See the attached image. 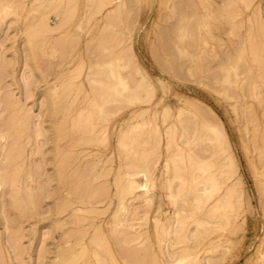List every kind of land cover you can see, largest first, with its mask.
I'll return each instance as SVG.
<instances>
[{"label":"rangeland","instance_id":"374dc122","mask_svg":"<svg viewBox=\"0 0 264 264\" xmlns=\"http://www.w3.org/2000/svg\"><path fill=\"white\" fill-rule=\"evenodd\" d=\"M114 1L115 0H0V17L2 18L6 15V17L3 18L4 20L1 26L0 46H2V42L3 45L5 43L7 44L0 48L3 50L7 49V51H5V56L8 55L6 57L4 56V59L7 62L9 60V65L12 64L10 68L12 66V69L16 71L14 72L11 69L6 73L4 70L8 75L7 79L10 80V83L6 82L9 80H5V83L9 84L8 90L11 91L10 87L18 88L16 84H13L18 74L17 80L22 78V76L28 78L29 76H27V74H30L31 69H34V72H31L32 75L34 76L36 73L39 75V81L37 84H34L35 86L37 85L35 89L37 91H35L36 94L34 99L32 97L30 100H27L28 103H26V100L24 101V104H27L26 107H32V113H34L32 115H37V113L42 114L41 111H44L43 114H45L48 110L53 113L51 105L54 107L56 102H54V99L51 100L49 95L45 97V95L42 94L41 96V93H45V88L51 90L50 87H54L55 85L59 86L58 90L63 88L61 91H57L58 93H55L56 95L54 94L55 101L60 97L58 103H61H56V107H60V111L56 110L59 109V107H55L56 111L63 113L62 111L65 112L70 109L69 104L72 103L71 109H73L74 115H72L71 112V117L67 116L70 120L81 114L83 108H87V110L84 111L86 116L87 112L90 113L93 111V113L91 112L92 114H89L92 115L90 116L91 118L88 115L90 118L89 120H92L89 124L92 133L83 130L85 129L82 128L85 121L84 118L82 119L84 120L82 122L83 124H79L81 120H79L77 124H73L77 128L75 126V128L70 127L73 122L69 119L67 120L65 116H62L64 113L61 115L58 112V116H55V114L53 116L48 112L47 114H49V117L45 114V120H43V122L46 121L45 123L47 125L42 123V126H44L43 129L48 128L47 130L51 131L50 133L46 130L45 133H49L48 135L54 139L57 137V139H59L60 134L58 131L60 132V130L63 129L62 127L65 125L64 122H66V120L69 121L68 125L66 124L64 128L68 129L69 126L71 131L74 132H71V134L65 136V138L64 135H62L63 139L61 138V143L59 142L60 145L63 146L70 141L74 144V150L78 152V154L80 152L79 160L76 157L78 160L76 162L78 164L81 163L84 158L85 160L83 162H96L97 165L100 162V165L104 163L102 164L104 166H101L102 168L106 167V169L103 170L104 173L106 172V176L105 174V177L103 174H99V178L100 176L102 177V179H99L101 182L98 179H93L91 183H85L84 178L81 179V182L85 184L80 183L82 184L80 186H86V188L87 184H92L94 181L95 184L99 182L97 185L93 183L92 186H95V188H99L98 186H100L101 183V186H103V182H106V185L103 187L100 186V193L96 194L97 192H95L97 196L101 194V196H98V199L96 198L97 196L95 197L97 200L92 197L94 193L88 196L89 200L91 198L94 203L96 202V205L87 202L86 200L88 198H86L84 203L85 205L89 204V207L85 205L82 206L86 209L93 208L95 211L101 209L100 211L102 214L96 213L97 216L96 214L88 213L92 216L90 217L86 213H80L81 216H89H85V218H87V223L84 221L82 222V224L84 223L83 225L80 223L81 226H83L82 228L86 231L88 230V234L91 237L94 231L97 230L96 227H99L100 224L105 230H110V227L107 225L111 226V221H113V219H115L114 221H123L130 218V221L127 220L126 222L132 223L131 221L137 217L132 224L136 223L138 230L139 225H144L143 228L139 230L144 233L140 236L141 239H139L138 243L133 242L127 245L124 244V247H122L121 244L122 248H120V251L122 255L119 253V246L117 245L120 237H118V239L115 234L111 233L112 236L114 235L116 236L115 238L118 239L116 242L110 232H107L109 233L107 234L108 237L106 234L104 235L105 238L103 236L104 239L107 238V243L111 244L114 250L116 249L117 252L115 255L120 254L118 260L119 264H128V258H131L128 254L131 256V248L138 246L137 244H139L137 249L139 252L138 255L141 253L143 257L140 255L138 257V255H136L139 261L136 260L137 257H135L136 262L134 264H138L137 262L143 264L141 261H144V259L146 261L145 264H264V255H261L264 249V77L262 76L264 74V68L259 67L260 63L257 62V64H255L252 61L253 57H251L252 54L250 53L251 51H249L250 46H253V44L256 46L257 44L260 45V43H263L264 45V34H262L264 33V0H125L126 4L123 0L126 7L123 4L124 7H118L115 3L116 1ZM248 1L249 3H247ZM224 7L226 9H224ZM118 8H121V11L118 10ZM222 9L223 11H221ZM113 10H117L118 12ZM111 11L115 13L114 15L112 14L113 16L109 13ZM60 13L64 14L62 15L64 16V22H62L63 24L61 25L63 29L59 28L60 31L56 29L54 32L49 33L45 31L40 32V29L35 27L37 24V26L40 25L39 20L41 21L40 17H44L43 15H45V17L49 15L50 18H48V16L46 17L47 22L48 19H51V21L55 23L58 19L56 15L59 14L60 16ZM105 15L106 17L111 16L107 18L108 21L107 19L105 21ZM65 17L68 19L66 20ZM60 19L63 20L62 18ZM51 21L49 20V23L52 24ZM58 22H60V20ZM10 36L12 38H10ZM168 39L171 41L169 42ZM103 40L104 43L102 42ZM165 40H167V42ZM169 48L170 50L168 51ZM117 56H120V58ZM223 56L229 57L226 59L225 57L223 58ZM175 58H178L177 61ZM117 59L119 60L117 61ZM229 59L231 61H229ZM22 60L24 61L23 65ZM26 62L27 65L25 64ZM175 63L177 65H175ZM24 65L31 68L27 69L28 71L26 74L25 69L27 67L25 68ZM19 67L22 68V71ZM10 68L8 66V69ZM35 71L37 72L35 73ZM10 72L14 73L10 75ZM20 72H24V75L21 73V76ZM91 73H95V75L91 76ZM14 74L16 76L15 80L12 78ZM117 75L121 76L122 82L115 78ZM10 76L11 78H9ZM33 76H31V80L29 81H32V78L34 79L36 75ZM68 77L71 78L66 82ZM90 77L96 83L91 82L92 80ZM94 77L95 79H93ZM48 79L49 81L47 82ZM19 81L17 82L21 84L22 80ZM33 81L36 82V80ZM102 81H104L105 84L102 83ZM52 83L54 86H52ZM34 85L31 88L32 90L35 88ZM63 86H65V88ZM13 88V94L10 92L11 95H14V92H16V96L20 97V89L14 90ZM48 90H46V93H48ZM50 93H52V91ZM96 93L99 97H97ZM65 94H67L66 96L69 94L71 100L69 97H64ZM104 94L111 97L110 104L100 102ZM51 95L52 94H50V96ZM3 96H5V94ZM3 96L1 98H3ZM86 97L89 100L86 99ZM181 97L182 99H180ZM64 99H68V105L65 103L67 100ZM149 99L150 101L152 100L153 105L150 103ZM189 99L190 102L193 100V102H197V104L199 101L201 103L199 105H202L204 110L201 108V113L198 112L199 110L189 111L190 113L185 112V114L183 112V115L182 111L184 106L190 103L187 102ZM84 100L85 102L88 100L86 104L83 103ZM41 101H46L42 103L46 108L40 111V109H43L41 107L43 106L41 105ZM50 101H53L54 104L48 105ZM140 101H142L143 104ZM135 102L137 104H135ZM145 102L149 104H145ZM102 104L103 106L106 105V107H101ZM81 105L84 107L80 108L82 107ZM137 105L139 107H137ZM141 107H150L151 111L141 114L136 120L130 122V118L133 117L131 115H133L135 109ZM30 108L28 109L31 110ZM61 109L63 110L61 111ZM169 109L171 110L168 111ZM185 110L187 109H184V111ZM179 111L181 112L179 113ZM170 113L171 115L167 116V114ZM50 114L52 116H50ZM82 114L81 118L84 116V113ZM180 116L182 117L180 118ZM48 118L52 120L51 122H53V120H57L56 122L60 124L62 122L63 125L60 126L61 129L53 132L52 130H54L57 125L59 128V124L51 125V122H49L50 119ZM178 118L180 119L179 121ZM181 119L185 121L181 122ZM207 119H209L208 121L210 124H214L215 126H213L218 131L219 129L222 130L223 133L217 131L218 134L215 136L217 132H211L212 130L210 131L208 129L207 123L205 122ZM202 121L206 123H204V126H202ZM214 122H216L218 126L220 125V128L217 127ZM192 125H194V127ZM60 133L63 132L61 131ZM188 137L191 138L189 139ZM12 141H14V139ZM77 143L79 145H77ZM29 146L30 145H28V148ZM54 146L56 145L54 142H51V140L48 142L47 146L44 145L43 150L47 151V159L48 157L50 158V156L52 158L53 150L51 149H53ZM85 152L87 153L86 156ZM179 156L181 158H178ZM201 159L205 161L203 162ZM0 160L2 162L3 156ZM166 160L168 162H166ZM169 160H172V163ZM200 160L202 163H199ZM47 161L48 165L46 164V169L43 167L44 171L42 170L40 173L42 174L45 172L46 174L47 171L49 174L51 173V175H54L52 169L55 168V166L53 167V162L51 163L50 160ZM230 163H232V165ZM200 164H205L203 167L206 169H201ZM100 165L96 167V170H98H95L97 173H95L96 176L99 172H102V170H100ZM168 168H170V170ZM53 170L56 171V169ZM203 170L206 174H204ZM45 174H42L43 177ZM129 174L133 175L130 176ZM121 175L124 178L130 176L127 179L135 178L134 181L138 184H146L147 182L148 188L146 194L149 193L147 196H149L148 198L151 199V202L139 203V198L137 200H132L133 197H130V195H123L121 198L118 195L119 188L117 187L119 186L121 188L122 183L116 184L117 181L115 180L117 176L119 177ZM78 176L79 175L75 176V178H78ZM196 177H198L197 179L203 178H201L202 180L199 179L200 183L196 186L199 189L204 185L202 181L204 182L206 177H211L213 179V181H208L206 183L207 185H211L212 183L216 184V187L214 186L212 188V200L210 199V202L206 203L203 208L198 204L191 205L189 201L185 200V194L188 192V185H190L192 180L196 179ZM52 178L54 179L55 177ZM55 181L56 180H52L54 184L51 182L52 187L49 186L52 188L51 190L58 185L56 183L57 181ZM76 181L78 182L77 179ZM235 182L239 185H236L237 188L235 187ZM170 184L173 188H171L172 186ZM232 184H234V186ZM231 185L236 188V191L232 190L233 187L232 189L229 188ZM45 187L43 194L45 193L46 195V191L48 193L50 189H48V185ZM82 187L80 189L81 191L77 192L80 195L82 194L80 197L85 195L82 191L86 192V188L83 187V189ZM91 187L89 190H92ZM88 188L86 190H88ZM182 188H184V190ZM180 192L181 194H179ZM77 193L75 192V194ZM143 193H145V191ZM115 194L118 195V197ZM77 195L74 196L76 200L78 199V197L75 198ZM50 196H47V200H45V196H42L45 201L42 200L41 195L39 197L41 199H39L40 204L38 205L41 210L38 211H43L44 213H42V216L38 214L34 216H38L40 220L36 219L37 217L33 218V216L26 219L25 213L19 214L22 210L18 211L15 209L18 208L17 205L14 204L12 206L11 204L9 207L7 203H5L3 207L6 208L8 206L9 209L12 208L8 213V215H10V213L12 214V217L9 216L10 218L8 219L11 228L13 224H21L23 221L21 226L23 227L22 229L26 228V230L24 229L26 232L23 231L25 233H30L32 228L36 226L41 228L43 225H49L51 227L55 224L53 222H55V218L58 217L51 216L53 215L52 211L51 213L48 211L54 210L56 203H58V198L61 199V195L57 197L56 194L52 197ZM121 200L124 203L120 202ZM129 200L132 202L130 203ZM213 201L216 202V206L213 207L215 210H210L208 214L204 213L206 207ZM110 202L113 203L111 206H109ZM77 204L79 203H76L73 207L82 205ZM123 204H125L124 207H126V210L123 208ZM105 208L108 209L106 210ZM30 209L31 208L28 207V210ZM177 210L182 213L180 214L178 212L182 215L181 217H179V215L175 217L177 214L174 215V213H176ZM133 213H135V217L131 216ZM22 214H24V216ZM43 214L45 215L43 216ZM190 214L191 216H189ZM95 215L97 217H95ZM192 216L193 218H191ZM43 217H48L49 219H44ZM185 217L187 219L190 217L194 221L196 218L201 217L202 220L205 221L206 230L205 226H202L204 222L197 225V222L189 220L188 230L186 231L187 235H185V237H178L180 239V241H178V238L174 235L168 234V229L175 228L178 223H176V221L179 218V224L183 223L181 218H183L184 222L187 221ZM137 219L139 220L137 221ZM102 220H104L103 223ZM107 220L109 221L107 222ZM158 220L161 221V224L156 228V221ZM109 222L110 224H108ZM171 222L176 223V225L171 224ZM206 222L209 224H206ZM194 223H196V225H194ZM123 225L120 226L121 229H124ZM182 225H179L180 228L184 226ZM17 226H14L13 230H15ZM53 228L56 229L55 226ZM58 231V236L56 233L53 234L52 237L54 239L50 236L46 238L47 242L51 244L50 247H53L50 248L52 251H49L51 254L49 253L48 255L47 252L46 255L41 256L42 260H44L45 256L47 257V260H44V264H51V261L52 264H54V260L59 258L56 255L57 253L53 251L55 244H52L60 238L59 235L62 230L59 229ZM204 231L205 233H203ZM180 232L181 234L184 233L183 230ZM198 232L201 234L196 238L195 235ZM0 233H3L5 236L4 222L0 225ZM192 233H194L193 236ZM89 235L87 237H89ZM37 236V239H34V241H29V239L31 240L29 236V239L27 237L23 238L22 243L24 245L21 244L22 247L32 246L30 255L33 257L31 259L29 255H27L28 251H26V254L24 253L25 256L23 255L25 264H28L29 260L32 261H30L29 264H38L41 260L39 258L40 255H42L41 251L40 255L38 254L42 244L40 240H38L39 236ZM120 236L123 237L122 235ZM190 236H192L193 239ZM122 239H124V237ZM104 243L106 244V241ZM172 244L173 246H171ZM94 246L93 249L99 252L97 254V256H99H95L92 251V253H88L87 257H82V262L80 261L79 264H106L107 261H111H109V255H106L107 252L102 249L104 246L106 248V245L102 246L101 250L100 248L95 249L97 246ZM90 248H92V246H90ZM258 248L261 250L258 251ZM128 250L130 253H128ZM147 252L150 253L148 254ZM187 252L191 254L185 256ZM256 252H259V254ZM102 253H105L104 256ZM146 253L150 255V257H147ZM144 254H146L147 259ZM34 257L38 258L36 259L37 262L34 261ZM141 257L143 258L142 260L140 259ZM42 260L41 262H43ZM59 260L62 261V259ZM77 260L78 258L75 261L72 259L70 264H78ZM13 262V264H18L16 263L18 260H14ZM41 262L39 264H43ZM108 262L107 264H109Z\"/></svg>","mask_w":264,"mask_h":264},{"label":"bare ground","instance_id":"6f19581e","mask_svg":"<svg viewBox=\"0 0 264 264\" xmlns=\"http://www.w3.org/2000/svg\"><path fill=\"white\" fill-rule=\"evenodd\" d=\"M13 1V0H12ZM116 1V2H115ZM114 2L117 4V6L118 7H124L125 5H124V3H123V0H115ZM121 1V2H120ZM124 2H125V0H124ZM202 2V1H201ZM10 3V2H9ZM38 3H39V1H38ZM112 3H113V1H112ZM178 3H180V2H178ZM247 3H249V1L247 2ZM124 6H123V5ZM125 4H126V2H125ZM177 4V3H176ZM235 4V3H234ZM110 5V4H109ZM174 5V4H173ZM193 5V4H192ZM223 5V4H222ZM180 6H181V4H180ZM1 7V6H0ZM5 7V6H4ZM126 7V6H125ZM223 7V6H222ZM60 8V7H59ZM121 8H118V10H120ZM178 9V8H177ZM181 9H183V8H181ZM224 9H226L225 7H224ZM228 9V8H227ZM179 10H180V8H179ZM231 10V9H230ZM4 11V10H3ZM2 11V12H3ZM102 11V10H101ZM113 11H117V10H113ZM113 11H111V12H109V13H111L110 15L111 16H113L115 13L113 12ZM121 11V10H120ZM119 11V12H120ZM187 11V10H186ZM221 11H223V9L221 10ZM51 12V11H50ZM118 12V11H117ZM1 13V12H0ZM4 13V12H3ZM53 13V12H52ZM183 13V12H182ZM181 13V14H182ZM45 14H47V13H45ZM113 14V15H112ZM231 14H233V13H231ZM4 15V14H3ZM62 15H64L63 13L61 14L60 13V16H59V14L58 15H56V17H58V19H57V21L55 22V23H53V21H51V19H48V22L46 21L47 19H46V17L48 16V18H50L49 17V15H47L46 17H45V15H43L44 17H40V19H41V21L39 20V22H40V25L39 26H35V27H37L38 29H40V32H42V31H45V32H54L56 29L58 30V31H60L59 30V28H62V22H64V16H62ZM66 15V14H65ZM68 15V14H67ZM109 15V14H108ZM196 15V14H195ZM228 15H229V13H228ZM2 16V15H1ZM42 16V15H41ZM69 16V15H68ZM111 16H109V17H111ZM232 16H234V15H232ZM6 17V15H4V17H0V35H1V32H2V23H3V18H5ZM11 17H12V15H11ZM52 17V16H51ZM109 17H106V15H105V21H106V19L107 18H109ZM186 17V16H185ZM196 17V16H195ZM17 18V17H16ZM60 18H62L63 20H61ZM66 18V17H65ZM229 18V17H228ZM232 18V17H231ZM68 18H66V20H67ZM186 19V18H185ZM197 19V18H196ZM49 20L52 22V24L51 23H49ZM60 20V22H58ZM37 21V20H36ZM107 21H108V19H107ZM67 22V21H66ZM6 23V22H5ZM4 23V24H5ZM14 23V22H13ZM12 23V24H13ZM7 24V23H6ZM11 24V25H12ZM34 24V23H33ZM68 24V23H67ZM259 24V23H258ZM9 25V24H8ZM7 25V26H8ZM35 25V24H34ZM6 26V25H5ZM65 26V25H64ZM10 27V26H9ZM39 27H41V28H39ZM66 27V26H65ZM10 28H12V27H10ZM9 28V29H10ZM63 29V28H62ZM61 29V30H62ZM177 29V28H176ZM191 30V29H190ZM4 31V30H3ZM9 31V30H8ZM36 31H39V30H36ZM171 31V30H170ZM196 31V30H195ZM39 32V33H40ZM163 32V31H162ZM172 32V31H171ZM174 32V31H173ZM6 33V32H5ZM44 33V32H43ZM56 33V32H55ZM59 33V32H58ZM7 34H8V32H7ZM42 34V33H41ZM168 34V33H167ZM262 34H264V33H262ZM3 35V34H2ZM6 35V34H5ZM18 35V34H17ZM30 35V34H29ZM33 35V34H32ZM163 35V34H162ZM175 35V34H174ZM36 36H38V35H36ZM166 36V35H165ZM172 36V35H171ZM176 36V35H175ZM178 36V35H177ZM258 36H260V35H258ZM3 37V36H2ZM168 37H169V35H168ZM9 38V37H8ZM10 38H12L11 36H10ZM53 38V37H52ZM61 38V37H60ZM171 38V37H170ZM193 38V37H192ZM195 38V37H194ZM260 38V37H259ZM263 38H264V35H263ZM262 38V39H263ZM4 39V38H3ZM6 39H7V37H6ZM173 39V38H172ZM5 40V39H4ZM58 40V39H57ZM169 40V42L171 41L170 39H168ZM255 40H257V39H255ZM254 40V41H255ZM166 42H167V40H165ZM260 41V40H259ZM1 42V41H0ZM28 42V41H27ZM57 42V41H56ZM58 42H59V40H58ZM60 42H62V41H60ZM103 43H104V40L102 41ZM105 42H106V40H105ZM261 42V41H260ZM264 42V41H263ZM103 43H101V44H103ZM158 43V42H157ZM165 43V42H164ZM252 43H254V42H252ZM251 43V44H252ZM257 43H258V41H257ZM6 44V43H5ZM4 44V45H5ZM60 44V43H59ZM61 44H63V43H61ZM169 44V43H168ZM171 44V43H170ZM176 44V43H175ZM198 44V43H197ZM196 44V45H197ZM250 44V45H251ZM1 45L2 46H4L3 45V42L1 43ZM7 45V44H6ZM30 45V44H29ZM189 45H190V43H189ZM258 45V44H257ZM255 46L254 44H253V46H250V49H249V51H251L250 53L252 54V56L251 57H253V62L255 63V64H257V62L258 63H260L259 65V67H263L264 68V45H263V43L261 44L260 43V45H258V46ZM2 46H0V47H2ZM58 46V45H57ZM115 46V45H114ZM122 46V45H121ZM166 46V45H165ZM192 46V45H191ZM194 46V45H193ZM198 46V45H197ZM244 46V45H243ZM242 46V47H243ZM120 47V46H119ZM114 48V47H113ZM164 48H166V47H164ZM2 48H0V50H1ZM110 49H112V48H110ZM9 50V49H8ZM10 50H11V47H10ZM170 50V48L168 49V51ZM5 51H7V49L5 50H1L0 51V158L3 156V160H2V162H1V160H0V222H1V224L0 225H2V223L4 222V229H5V236L3 235V233L1 234L0 233V264H13L14 262V260L15 261H17L18 260V262H16V263H18V264H25V261L23 260V257L25 256V254H26V251H28L27 252V255H29V257L32 259L33 257H31V253H30V251H31V247L29 246V247H27V246H23L22 247V245H24L22 242H23V238L24 237H27L28 238V236L31 238V240L29 239V241H34V239H37L36 238V236L38 237V240H40V243L42 244L40 247H41V250H39V254L38 255H40V251H41V253H42V255H40V259L42 260V257L41 256H44V255H46L47 254V252H48V255H49V251H52V249H50L51 247H53V246H51L50 247V243H48L47 242V240H46V238L48 237V236H50V237H52L53 236V234H57L59 231V229L60 230H62L61 232H60V235H59V240H57L56 242L54 241L52 244L54 245V248H53V251L54 252H56L57 254V257H59L58 259L56 258V260L58 261L59 259H62V261H58V263H57V261L56 260H54V258H53V260H54V264H70L71 263V260L73 259L74 261L78 258V260H77V263L79 264L80 263V261L83 259L82 257H87V255H88V253H92V251H93V253H94V255L95 256H97V254L99 253V252H97V250H94L93 249V246L95 245V246H97V247H95V249L96 248H100V250H101V247L102 246H104V245H106L107 247L105 248V246H104V248H102V249H104V251H106L107 252V256L109 255V257H110V259H109V261L110 262H108L109 264L110 263H114V264H119V262H118V260H119V257H120V254L122 255V253H121V251H120V248H122V247H124L123 245L124 244H131V243H133V242H137L138 243V241H139V239H141L140 238V236L144 233H142V231H139L140 230V228H143V226L144 225H139V230H138V227H136L137 225H136V223H134V224H132L133 222H135V219L137 218V217H135L134 216V214L135 213H133V215H131L132 217H135L131 222L132 223H128V222H126L127 220L128 221H130L129 219L130 218H127V220H123V221H114L115 219H113V221H111V226L110 225H107V224H105V225H107V226H109L110 227V230L109 229H107V230H105L104 228H103V226H101V224L99 225V227H96V229L97 230H95L94 231V234L90 237V235L88 234L89 232H88V230L86 231L84 228H82L83 226H81V224H82V222L84 221V222H86L87 223V221H86V219L87 218H85V216L86 215H83V216H81L80 215V213L82 214V213H86V214H96V213H101V209L99 210V209H97L96 211H98V212H96L93 208L92 209H86L85 207H82L83 205H85V203H84V201L86 200V198H88L86 201L87 202H90L91 204L93 203V204H95L94 203V201L90 198V200H89V197L88 196H90V194L92 195V193H94L93 194V198L94 199H98V196L100 195L101 196V194H99L98 196L97 195H95V192H97L96 194H98V193H100L99 191H100V186L102 185V183L100 184V186H98L99 188H95V186H92L93 185V183L95 182H93L92 184H87V188H88V190L90 189V187L92 188V190H86L87 188H86V186H83L84 188H86L85 189V191L86 192H83L82 191V193L83 194H85V195H83V197H80V196H82V194L80 195L79 193H77L78 191L80 192L81 190V187L82 186H80V185H82V184H85L86 182H88V183H91V180H93V179H102V177L100 176V178H99V174L101 173V174H103V176H104V174L106 173H104L103 172V170L104 169H106V167L105 168H102L101 166H104V165H102V164H104V163H102L101 165L98 163V165H100V170H102V172H99L98 173V175L96 176L95 175V170H96V167L98 166L97 164H96V162H90V163H87V162H83L85 159L83 158L82 159V162L81 163H77L76 161H78L79 160V155H80V152H79V154H78V152H76L74 149H75V146H74V144L70 141V142H68V144H65V145H63V146H61L60 145V141L63 139L62 137V135H64V138H65V136H69L70 134H71V128L70 127H74L75 125H73L74 123H76L77 124V122H79V120H81V122H79V124L81 123V124H83L82 122L84 121V120H82L83 118L85 119V121H84V124H83V126H82V128H85V129H83L84 131H88V133H92V131H91V127H90V123L92 122V120H89L91 117L90 116H92V115H89L91 112L93 113V111H89L90 113H88L87 112V116L85 115V110H87V108L86 109H84L83 107L85 106V104H86V102L89 100L87 97H86V99H88L86 102H85V100H84V102L83 103H85L84 104V106H82V107H80V108H83V111L81 110V112L82 113H84V116L81 118V116L83 115L82 113L81 114H79V112H78V110H77V112H78V116H75L74 117V119H72V120H70L69 118H67V116H70L71 114V112H72V115H74L73 114V109H71V106H72V103L71 104H69L70 105V109H68V110H66L65 112L64 111H62L63 109H61V111L64 113H60L59 111H60V107H59V109H56V108H58V107H56L57 106V104H61V103H58V101H60V100H58L57 99V97H56V101H55V97H54V94L55 93H58L59 91H61V89H63V88H61V89H59L58 90V88H59V86L58 85H53V83H52V86H54V87H50L51 88V90L49 89V88H45L46 90H48V93H46L47 91L46 90H44L45 91V93H41V96H42V94H44L45 95V97H46V95L48 96L49 95V97H50V99L52 100V99H54V102H56L55 104L53 103V101H50V102H48V105L49 104H54V107H52V105H51V108H53V113H51L50 112V110H48L47 111V113L48 112H50L53 116H54V114H55V116H58L59 115V113L62 115V116H65L66 118H67V120L69 119L70 121H72L73 123H72V126H68V129L66 128H64V126L66 127V124L68 125V122L69 121H67L66 120V122H64L65 123V125H63L62 124V122H61V124L58 122H56V121H54L53 120V122H51L52 120L50 119V118H48V119H50L49 120V122H51V125H57V124H59V128H58V125L56 126V128L54 127V126H51V127H53V128H55L54 130H52L53 132H56L57 130H59V129H61V127L60 126H62L63 125V129H61L60 130V132L62 131L63 133H60L59 131H58V133L60 134L59 135V139H54L53 137H51V136H49L48 134H47V132L45 133V131L48 129V128H44L43 129V127L44 126H42L43 124L42 123H45V122H43V120H45L44 119V117L46 116V115H48V117H49V114H47V113H45V114H43L44 113V111H41V110H44L46 107H44L45 105L44 104H42L43 102H46V101H41V105H43V106H41V105H39V106H41L43 109H40V111L42 112V114H38L37 113V115L35 114V115H32V114H34V113H32L33 112V109H31L30 108V106H28V107H26V103H28L27 102V100H30L32 97H33V99H34V96H35V91H37V90H35L36 89V86L34 85L35 83L37 84V82L39 81L38 79H39V75H37V71H35V73L36 74H34V76L36 77V79H35V77L32 75V73L31 72H34V69H31V68H29V66L27 67V66H25V74L27 73V69L29 68V69H31L29 72H30V74H31V76H33L34 77V79L32 78V81H29V80H31V76H30V74L28 73L27 74V76H29L28 78H30V79H28L27 77H23L22 76V74L24 73V72H20V74H21V76H22V78H20L19 80H22V82H21V84L19 83L20 81L19 80H17L18 79V76H19V74H18V76H17V78H16V76H15V74L14 75H12V78L15 80V78H16V81H14V83L13 84H16V85H13V86H16V87H18V88H13V87H10L11 88V91L10 90H8V87H9V84L8 83H10V80L9 79H7L8 78V75L6 74L7 73V71L9 72V70H11L12 69V66H11V68H10V65H12V64H10L9 65V60H8V62L4 59V56H5ZM26 51V50H25ZM242 51V50H241ZM93 52H94V50H93ZM154 52V51H153ZM155 53V52H154ZM159 53V52H158ZM184 53V52H183ZM241 53V52H240ZM113 54V53H112ZM233 54V53H232ZM8 55V54H7ZM6 55V56H7ZM40 55V54H39ZM231 55V54H230ZM5 56V57H6ZM185 56H186V54H185ZM249 56V55H248ZM25 57V56H24ZM118 57V56H117ZM157 57V56H156ZM174 57V56H173ZM228 58L227 56H223V58ZM231 57V56H230ZM67 58V57H66ZM108 58V57H107ZM106 58V59H107ZM110 58V57H109ZM118 58H120V56L118 57ZM176 59V58H175ZM178 59V58H177ZM177 59H176V61H177ZM252 59V58H251ZM16 60V59H15ZM119 59H117V61H118ZM255 60V61H254ZM7 63H6V62ZM228 61V60H227ZM229 61H231L230 59H229ZM221 62H222V60H221ZM15 63H17V62H15ZM23 63H24V61L22 60V65H23ZM26 65H27V62L25 63ZM21 65V66H22ZM28 65H29V63H28ZM56 65H57V63H56ZM175 65H177L176 63H175ZM5 66V67H4ZM8 66H9V68L10 69H8ZM20 66V67H21ZM31 66V65H30ZM179 66H180V64H179ZM222 66V65H221ZM19 67V68H20ZM60 67V66H59ZM1 68H2V70H1ZM4 68V69H3ZM50 68V67H49ZM245 68V67H244ZM263 68H261V69H263ZM6 69H8V70H6ZM21 69V71H22V68H20ZM82 69H83V67H82ZM4 70L6 71V73L4 72ZM13 70V69H12ZM24 70V69H23ZM181 70V69H180ZM236 70V69H235ZM243 70V69H242ZM14 71V70H13ZM39 71H40V69H39ZM48 71V70H47ZM264 71V70H263ZM14 72H16V71H14ZM14 72H10L9 74L11 75L12 73H14ZM41 72V71H40ZM42 73V72H41ZM96 73V72H95ZM95 73L94 74H92L91 73V76H93V75H95ZM63 74V73H62ZM88 74H90V73H88ZM113 74V73H112ZM7 75V76H6ZM24 75V74H23ZM44 75V74H43ZM96 75H97V73H96ZM103 75V74H102ZM15 76V77H14ZM263 77H264V74L262 75ZM43 77V76H42ZM59 77V76H58ZM88 77V76H87ZM127 77V76H126ZM9 78H11V76L9 77ZM45 78V77H44ZM56 78V77H55ZM69 78H71V77H68V80L66 79V82L67 81H69ZM115 78L116 79H118V80H120L121 82H122V79H121V76H119V75H117V76H115ZM9 80V81H6V82H8V83H5V80ZM73 79V78H72ZM72 79H70V80H72ZM90 79H91V77H90ZM93 79H95V77L93 78ZM109 79V78H108ZM12 80V79H11ZM33 80H36V82H34ZM92 80V79H91ZM97 80V79H96ZM101 80H103V79H101ZM17 81H19V82H17ZM45 81V80H44ZM49 81V79L47 80V82ZM58 81H59V79H58ZM73 81V80H72ZM89 81V80H88ZM13 82V81H12ZM16 82V83H15ZM65 82V81H64ZM91 82H94V83H96L94 80H92ZM106 82V81H105ZM71 83V82H70ZM73 83V82H72ZM90 83V82H89ZM98 83V82H97ZM102 83H104V81H102ZM120 83V82H119ZM35 86V88H34V90H32L31 88H32V86L33 85ZM56 84V83H55ZM59 84V83H58ZM64 84H67V83H64ZM92 84V83H91ZM99 84V83H98ZM105 84V83H104ZM112 84V83H111ZM21 85H23V86H21ZM96 85V84H95ZM118 85V84H117ZM10 86H12V85H10ZM47 86V85H46ZM49 86V85H48ZM71 86V85H70ZM64 88H65V86H63ZM9 88V89H10ZM12 88L15 90V89H17V90H19L20 89V97L18 96H16V92H14V95H11V93H12ZM94 88V87H93ZM117 88V87H116ZM137 88V87H136ZM100 89V88H99ZM70 90V89H69ZM95 90V89H94ZM116 90V89H115ZM43 91V92H44ZM52 91V93H50ZM58 91V92H57ZM65 91H67V90H65ZM11 92V93H10ZM69 92V91H68ZM118 92V91H117ZM134 92V91H133ZM231 92V91H230ZM62 93H63V91H62ZM61 93V94H62ZM66 93V92H65ZM105 93H107V92H105ZM232 93V92H231ZM5 94V96H3V95ZM10 94V95H9ZM13 94V93H12ZM50 94H52L51 96H50ZM64 94V93H63ZM71 94V93H70ZM122 94V93H121ZM56 95V94H55ZM67 94H65L64 95V97L66 96ZM96 95H97V93H96ZM95 95V96H96ZM134 95V94H133ZM3 96V98H1ZM54 98H53V97ZM63 96V95H62ZM44 97V96H43ZM52 97V98H51ZM66 97H69V99H70V96H69V94H68V96H66ZM97 97H99V95H97ZM96 97V98H97ZM110 96H106L105 94L104 95H102V99H101V101L100 102H103V103H111V97L109 98ZM119 97V96H118ZM134 97V96H133ZM20 98V99H19ZM63 98V97H62ZM61 98V99H62ZM49 99V100H50ZM113 99V98H112ZM153 99V98H152ZM180 99H182V97L180 98ZM188 99V98H187ZM26 100V103L24 104V101ZM64 100H67V102H65V103H67V105H68V99H64ZM71 100V99H70ZM99 100V99H98ZM198 100V99H197ZM72 101H73V99H72ZM148 101V100H147ZM149 101H150V99H149ZM148 101V102H149ZM159 101H160V99H159ZM187 101V100H186ZM192 102H190V99H189V101H187V102H190V103H188V104H186L185 106H184V109H187V110H185L184 111V109H183V111H182V114H183V112H184V114H185V112H189V111H195V110H199L198 112H200V109L202 108L203 110H204V108L202 107V105L200 106L199 104H201L199 101H198V104H197V102H193V100H191ZM195 101V100H194ZM52 102V103H51ZM97 102H99V101H97ZM141 103H142V101H140ZM148 102H145V104L147 103V104H149ZM154 102V101H153ZM183 102V101H182ZM137 103H138V101H137ZM136 102H135V104H137ZM140 103V104H141ZM150 103L152 104V100L150 101ZM159 103V102H158ZM204 103V102H203ZM73 104H74V102H73ZM99 104V103H98ZM134 104V105H135ZM143 104V103H142ZM155 104V103H154ZM133 105V104H132ZM139 105V104H138ZM137 105V107H139ZM153 105V104H152ZM62 106V105H61ZM63 106H64V104H63ZM101 106V105H100ZM141 106V105H140ZM147 106H149V105H147ZM206 106V105H205ZM56 107V108H55ZM69 107V106H68ZM74 107V106H73ZM99 107V106H98ZM101 107H106V105H104L103 106V104H102V106ZM109 107V106H108ZM156 107V106H155ZM159 107V106H158ZM207 107V106H206ZM28 108H30L31 110H29ZM50 108V109H51ZM61 108H63V107H61ZM59 110V111H56V110ZM151 108L150 107H144V108H139V109H135V111L133 112V115H131L132 114V112H131V116H133L132 118H130V122L131 121H134V120H136L138 117H140L141 116V114H144V113H148L149 111H151L150 110ZM156 109V108H155ZM47 110V109H46ZM56 112H55V111ZM107 110H108V108H107ZM114 110V109H113ZM132 110V109H131ZM171 109H169L168 111H170ZM180 110V109H179ZM167 111V110H166ZM196 111V112H197ZM202 111V110H201ZM208 111V110H207ZM41 112H39V113H41ZM55 112V113H54ZM59 112V113H58ZM76 112V113H77ZM155 112V111H154ZM181 111H179V113H180ZM203 112V111H202ZM91 113V114H92ZM99 113V112H98ZM104 113V112H103ZM190 113V112H189ZM201 113V112H200ZM50 114V116H52ZM57 114V115H56ZM183 114V115H184ZM208 114V113H207ZM88 115H89V117H88ZM166 115V114H165ZM168 115H171V113L170 114H167V116ZM179 115V114H178ZM181 115V114H180ZM208 116V115H207ZM64 117V118H65ZM71 117V116H70ZM182 116H180V118H181ZM211 117V116H210ZM216 117V116H215ZM54 118V117H53ZM52 118V119H53ZM61 118H63V117H61ZM73 118V117H72ZM81 118V119H80ZM47 119V120H48ZM183 119V118H182ZM181 119V120H182ZM210 119H212V118H210ZM65 120V119H64ZM63 120V121H64ZM74 120V121H73ZM180 119L178 118V121H179ZM209 119H207L205 122L207 123V127H208V129L211 131V132H217L218 130L214 127L215 125L214 124H210V122L208 121ZM216 120V119H215ZM91 121V122H90ZM185 120H182L181 122H184ZM209 122V124H208V122ZM211 121V120H210ZM56 122V123H55ZM205 122H203L202 121V126H204L206 123ZM212 122V121H211ZM71 123V122H70ZM180 123V122H179ZM205 123V124H204ZM213 123V122H212ZM215 124H216V122H214ZM46 124V123H45ZM78 124V125H79ZM47 125V124H46ZM49 125V124H48ZM69 125H71V124H69ZM77 125V126H78ZM140 125V124H139ZM171 125V124H170ZM214 125V126H213ZM217 125V124H216ZM193 127H194V125H192ZM220 126V125H219ZM218 125H217V127H219ZM49 127V126H48ZM51 127H50V130H51ZM76 127V126H75ZM74 127V128H75ZM92 127H93V124H92ZM138 127V126H137ZM186 127H188V126H186ZM58 128V129H57ZM77 128V127H76ZM80 128V127H79ZM81 128V129H82ZM135 128V127H134ZM189 128V127H188ZM192 128V127H191ZM220 128V127H219ZM190 129V128H189ZM74 130V129H73ZM76 130H78V129H76ZM48 131V130H47ZM86 131V132H87ZM102 131V130H101ZM100 131V132H101ZM219 131H220V133H223L222 132V130H220L219 129ZM218 131V132H219ZM48 132H50L51 133V131H48ZM52 132V133H53ZM74 132V131H73ZM72 132V133H73ZM82 132V131H81ZM218 132L215 134V136H217V134H218ZM82 133H84V132H82ZM219 133V134H220ZM48 135V137H47V135ZM77 134V133H76ZM85 134V133H84ZM87 134V133H86ZM98 134V133H97ZM223 135V134H222ZM72 136V135H71ZM73 137V136H72ZM71 137V138H72ZM76 137V136H75ZM62 138V139H61ZM189 138V137H188ZM191 138V137H190ZM189 138V139H190ZM14 139V141H12ZM85 139V138H84ZM103 139V138H102ZM51 140V142H54L55 143V145L56 146H54V148L53 149H51V150H53L52 151V153H53V156H52V158H51V156H50V158L48 157V159L46 158V154H47V151L45 152L43 149V147H44V145L45 146H47V144H48V142ZM73 141V140H72ZM96 141V140H95ZM60 142V143H59ZM92 143V142H91ZM73 144V145H72ZM28 145H30L29 146V148H28ZM77 145H79L78 143H77ZM76 145V146H77ZM124 145V144H123ZM186 145V144H185ZM79 147V146H78ZM44 152H45V154H44ZM51 152V151H50ZM82 152V151H81ZM88 152V151H87ZM89 153V152H88ZM97 153H99V152H97ZM96 153V154H97ZM55 154V155H54ZM86 152H85V156H86ZM93 154V153H92ZM204 154V153H203ZM95 155V154H94ZM176 155V154H175ZM211 155V154H210ZM83 156V155H82ZM194 156V155H193ZM78 158V160H77V158ZM90 157V156H89ZM76 158V159H75ZM88 158V157H87ZM174 158V157H173ZM176 158V157H175ZM178 158H181L180 156L178 157ZM206 158V157H205ZM46 159V160H45ZM46 162H45V161ZM47 160H50V162L52 163L53 162V167L55 166V168H53V169H56V171L55 170H53L52 169V173L54 174V175H51V173L49 174L47 171H46V174H45V172L44 173H42V174H45L44 175V177H43V175L40 173V172H42V170L45 168V166H47L48 165V161ZM52 160V161H51ZM191 160V159H190ZM203 162L205 161V160H203V159H201ZM201 160H200V162L199 163H202L201 162ZM97 161V160H96ZM98 161H101V160H98ZM169 161H171V163H172V160H169ZM181 161V160H180ZM185 161V160H184ZM191 161H193V160H191ZM45 162V163H44ZM49 162V163H50ZM107 162V161H106ZM135 162V161H134ZM166 162H168L167 160H166ZM45 165H44V164ZM50 163V164H51ZM194 163V162H193ZM47 164V165H46ZM197 164V163H196ZM206 164V163H205ZM205 164H200V168L202 169H206V168H204L203 166L205 165ZM231 165H232V163H230ZM44 165V166H43ZM129 165V164H128ZM170 165V164H169ZM202 165V166H201ZM207 165V164H206ZM229 165V164H228ZM230 165V166H231ZM106 166V165H105ZM199 166V165H198ZM44 167V168H43ZM119 167H120V165H119ZM207 167V166H206ZM46 169V168H45ZM98 169V168H97ZM129 169V168H128ZM169 170H170V168H168ZM168 170V171H169ZM176 170V169H175ZM200 170V169H199ZM228 170V169H227ZM44 171V170H43ZM53 171H55V172H53ZM96 171H98V170H96ZM204 171V170H203ZM48 173V174H47ZM97 174V173H96ZM100 174V175H101ZM108 174V173H107ZM126 174V173H125ZM136 174V173H135ZM134 174V175H135ZM204 174H206L205 173V171H204ZM77 175H79L78 176V178L76 177L75 178V176H77ZM128 175V174H127ZM130 176H132L133 174H129ZM145 175V174H144ZM105 176H106V174H105ZM104 176V177H105ZM130 176H128V177H130ZM151 176V175H150ZM43 177V178H42ZM52 177H55L54 179L52 178ZM127 177V178H128ZM134 177V176H133ZM145 177V176H144ZM82 178H84V181H85V183H82L81 182V179ZM127 178H124L122 175L121 176H117V179H115L116 181H117V183L116 184H119V183H122V187L120 188L118 185V187L117 188H119V193H118V195L122 198V196L123 195H125V196H127V195H130V197L132 196L133 197V199L132 200H137L138 198V200H140L139 201V203H144V202H148V203H150L151 202V199H149L148 197L149 196H147V194H149V193H147L146 194V190H147V188H148V184H147V182H146V184L144 183V184H138L136 181H134L135 180V178L133 179V178H129V179H127ZM198 177H196V179H194V180H192V182L190 183V185H188V192L185 194L186 195V201H189V203L191 204V205H193V204H198V205H201V208H203L204 207V205H206V203H209L210 201V199L212 200V198H213V195H212V188L215 186L216 187V184H214V183H212L211 185H207L206 183L208 182V181H213V179L211 178V177H206V179L204 180V182L202 181V183H204V185H202V188L201 189H199L198 187H196L200 182H199V179H201V178H199V179H197ZM233 178V177H232ZM231 178V179H232ZM76 179L78 180V182H79V185H78V182L76 181ZM80 179V180H79ZM124 179H127V180H125V181H123ZM174 179V178H173ZM203 179V178H202ZM201 179V180H202ZM52 180L54 181V180H56L55 182L58 184L55 188H53V190H51L52 188H50L49 186H51L52 185ZM114 180V181H115ZM83 181V180H82ZM83 181V182H84ZM100 181V180H99ZM123 181V182H122ZM169 181V180H168ZM174 181H176V180H174ZM52 182V183H51ZM101 182V181H100ZM182 182V181H181ZM239 182V181H238ZM80 183H82V184H80ZM99 182H97V184H98ZM104 184H103V186L104 185H106L105 183L106 182H103ZM172 183V182H171ZM54 184V183H53ZM95 184V183H94ZM97 184H95V185H97ZM240 184V183H239ZM48 185V189H50L49 191L50 192H48L47 193V191H46V195H45V193L43 194V192H44V188H46L45 186H47ZM171 185V184H170ZM183 185V184H182ZM233 186H234V184H232ZM230 186L229 188H231L232 189V187L233 186ZM239 186L238 185V183L237 182H235V187L237 188V186ZM103 186H101V187H103ZM172 186V185H171ZM179 186V185H178ZM52 187V186H51ZM77 187V188H76ZM82 187V188H83ZM93 187H94V189H93ZM154 187V186H153ZM169 187V186H168ZM83 188V189H84ZM171 188H173V186L171 187ZM179 188H181V187H179ZM179 188H178V190H179ZM228 188V189H229ZM236 188H234L233 187V189L232 190H234V191H236ZM82 189V190H83ZM175 189V188H174ZM183 190H184V188H182ZM47 190V189H46ZM75 190H77V191H75ZM105 190H106V187H105ZM231 190V191H232ZM103 191V190H102ZM145 191V193H143ZM228 191V190H227ZM237 191H238V189H237ZM75 192L77 193V194H79V195H77V194H75ZM137 193V194H136ZM176 193V192H175ZM56 194V197L57 196H59V195H61L60 197H61V199L60 198H58V203H56V207H54V210H50V211H48V212H50L51 213V211H52V213H53V215H51V216H54V217H58V218H55L56 219V221L55 222H53V223H55V224H53L52 226L54 227L55 226V228L56 229H54L52 226L50 227L49 225H43L41 228L38 226H36L35 228H32V230L30 231V233H25L26 231V228H24V229H22L23 227L21 226V224H23L22 222H21V224L19 223H17L18 224V226H17V224H13V222H12V224H13V227L14 226H17V227H15V230H13V227L11 228V224H9V222H8V219L10 218L9 216H11L12 214L10 213V215H8V213L10 212V209H12V208H10L9 209V207L11 206V204H12V206L15 204V205H17V207L18 208H15L16 210H18V211H20V210H22V212H20L19 214L21 215V213H25V217H26V219H28V217H32L33 216V218L34 217H37L36 219H38L39 217L38 216H34V215H41L42 216V213H44L43 211L42 212H40V211H38V210H41L39 207V205L38 204H40L39 203V199H41L42 198V196L44 197L45 196V200H47V196H50V197H52L53 195H55ZM132 194V195H131ZM135 194V195H134ZM145 194H146V196H145ZM178 194V193H177ZM179 194H181V192L179 193ZM40 195H41V198H39L40 197ZM75 195H77L75 198H77L78 197V201H81V202H78L76 199H74V196ZM116 195V194H115ZM118 195H116L117 197H118ZM134 195V196H133ZM97 196V197H96ZM172 196V195H171ZM36 197H37V200H36ZM50 197H48V198H50ZM96 197V198H95ZM145 197V198H144ZM175 197V196H174ZM99 198H101V197H99ZM110 198V197H109ZM44 198H42V200H43ZM60 199V200H59ZM96 199V200H97ZM45 200H43V201H45ZM89 200V201H88ZM95 200V201H96ZM100 200V199H99ZM101 200H103V199H101ZM123 200V199H122ZM122 200L120 201V202H122ZM92 201V202H91ZM112 201V200H111ZM130 201V200H129ZM40 202H41V200H40ZM105 202V201H104ZM132 201H130V203H131ZM136 202V201H135ZM135 202H134V204H135ZM5 203H7V205L9 206H7L6 208L5 207H3V206H5ZM76 203H79V204H82L81 206H75V207H73L74 205H76ZM122 203H124V202H122ZM137 203V202H136ZM4 204V205H3ZM42 204V203H41ZM79 204H77V205H79ZM87 204V203H86ZM111 204H113V203H111L110 202V205L109 206H111ZM134 204H133V206H134ZM89 204H87V205H85L86 207L88 206ZM96 205V204H95ZM101 205V204H100ZM121 205V204H120ZM175 205V204H174ZM217 205H218V203H217ZM92 206H94V205H92ZM125 206V204H123V208H125V210H126V207H124ZM141 206V205H140ZM214 206H216V202L215 201H213V202H211L207 207H206V210H204V213H206V214H208L209 213V211L211 210V211H213V210H215V209H213V207ZM15 207V206H14ZM28 207H30L31 209V211L30 210H28ZM89 207V206H88ZM91 207V206H90ZM95 207V206H94ZM122 207V206H121ZM122 208V209H123ZM25 209H27V210H25ZM43 209V208H42ZM53 209V208H52ZM96 209V208H95ZM106 209V208H105ZM108 209V208H107ZM106 209V210H107ZM25 210V211H24ZM102 210H104V209H102ZM125 210H123V211H125ZM133 210V209H132ZM185 210V209H184ZM217 210V209H216ZM30 211V212H29ZM69 211V212H68ZM105 211V210H104ZM104 211H102V212H104ZM180 213V211H178L177 210V212L176 213H174V215H176L175 217H177L178 215H179V217H181L182 215H180V214H182V213ZM190 212V211H189ZM192 212V211H191ZM215 212V211H214ZM66 213H68V214H66ZM45 214H47V213H45ZM45 214H43V216L45 215ZM65 214V215H64ZM88 214V215H89ZM102 214V213H101ZM23 216H24V214H22ZM27 215H29V216H27ZM97 215V214H96ZM95 215V217H97ZM116 215V214H115ZM17 216H19V215H17ZM22 216V217H23ZM90 217H92L91 215H89ZM89 216H86V217H89ZM94 216V215H93ZM101 216V215H100ZM130 216V215H129ZM130 216V217H131ZM139 216V215H138ZM189 216H191V214L189 215ZM12 217V216H11ZM79 217H82V218H79ZM111 217H114V216H111ZM116 217V216H115ZM131 217V218H132ZM186 217H188V216H186ZM185 217V219H187ZM44 218V217H43ZM45 218H48V217H45ZM44 218V219H45ZM52 218V217H51ZM139 218V217H138ZM184 218V217H183ZM183 218H181V220H182V222L183 223H180L179 224V220H180V218L179 219H177V221H176V223H177V226L174 228H172V229H168V234L169 235H174L176 238H178V237H185V235H187V233H186V231L188 230V226H189V224H188V221L189 220H192V221H194L193 219H191V218H193V216L190 218L189 217V219H187V221H185L184 222V220H183ZM195 218V217H194ZM13 219V218H12ZM12 219H11V221H12ZM41 219H42V217H41ZM49 219V218H48ZM93 219V218H92ZM18 220V219H17ZM38 220H40V219H38ZM93 220H95V219H93ZM139 219H137V221H138ZM157 220V219H156ZM20 221V220H19ZM18 221V222H19ZM90 221H91V219H90ZM109 220H107V222H108ZM47 222V221H46ZM45 222V223H46ZM88 222H89V220H88ZM92 222V221H91ZM93 222H95V221H93ZM104 222V220H102V223ZM181 222V221H180ZM194 222H197V225L198 224H201V223H203L204 222V225H202V226H205V230H206V225H205V221L204 220H202V218L201 217H199V218H196L195 219V221ZM220 222V221H219ZM15 223H16V221H15ZM81 223V224H80ZM90 223V222H89ZM100 223V222H99ZM124 223H126V224H123ZM176 223H172L171 222V224H173V225H176ZM43 224V223H42ZM84 224V223H83ZM82 224V225H83ZM92 224H94V223H92ZM97 224V223H96ZM108 224H110V222L108 223ZM138 224V223H137ZM160 224H161V221H156V228H158L159 226H160ZM184 226H183V225ZM206 224H209V223H207L206 222ZM121 225H123L124 226V229H121ZM182 225L183 227H181L180 228V226ZM194 225H196V223H194ZM24 226V225H23ZM30 226V225H29ZM90 226H91V224H90ZM89 226V227H90ZM93 226V225H92ZM96 226V225H95ZM122 226V227H123ZM169 226H172V225H169ZM94 227V226H93ZM92 227V228H93ZM119 227V228H118ZM85 228H86V226H85ZM108 228V227H107ZM241 228V227H240ZM54 229V230H53ZM89 229V228H88ZM218 229V228H217ZM13 230V231H12ZM25 232H24V231ZM56 230V231H55ZM170 230V231H169ZM181 230H183L184 231V233L183 234H181ZM58 231V232H57ZM90 231V230H89ZM139 231V232H138ZM203 231V230H202ZM107 232H110V234L112 233V234H115L116 236H117V238L118 237H120V239L118 240L117 238H115L116 236H112V234H111V236L112 237H114V239L116 240V242H117V240H118V243H117V245L119 246V253L120 254H118V255H115L116 254V249L114 250V248L112 247V245L111 244H108L107 243V238L106 239H104L105 238V234H106V236H107V234H109V233H107ZM140 232H141V234H140ZM200 232V231H199ZM199 232L195 235L196 236V238H197V236L198 235H200L199 234ZM90 233H91V231H90ZM147 233V232H146ZM203 233H205V231L203 232ZM193 234L194 233H192V236H193ZM89 235V237H87ZM120 235H122L123 237H124V239H122L123 237H121ZM57 236H58V234H57ZM56 236V237H57ZM103 236H104V238H103ZM192 236H190L191 238H192ZM194 236V237H195ZM49 237V238H50ZM55 237V236H54ZM108 237V236H107ZM201 237V236H200ZM48 238V239H49ZM53 238V237H52ZM111 238V237H110ZM176 238H175V240H176ZM189 238V237H188ZM54 239V238H53ZM172 239V238H171ZM183 239V238H182ZM193 239V238H192ZM25 240V239H24ZM106 241V244L104 243L105 241ZM170 240V239H169ZM28 241V240H27ZM51 241V240H50ZM171 241V240H170ZM174 241V240H173ZM178 241H180V239L178 238ZM177 242V241H176ZM33 243V242H32ZM39 243V244H40ZM136 243V244H137ZM171 243V242H170ZM192 243V242H191ZM264 243V242H263ZM22 244V245H21ZM108 244V245H107ZM121 244H122V247H121ZM33 245V244H32ZM115 245H116V243H115ZM138 246H139V244H137ZM178 245V244H177ZM49 246V247H48ZM90 246H92V248H90ZM138 246H136V247H134V248H131L132 249V251H130L131 252V256H130V254H128V253H130L129 252V250H128V253H127V251H126V253L129 255V257H131V258H128L129 259V262H127L128 264H134L136 261H135V257H137L136 255H138ZM171 246H173V244L171 245ZM117 247V246H116ZM250 248V247H249ZM262 248V247H261ZM264 248V247H263ZM37 249V248H36ZM39 249V248H38ZM58 249V250H57ZM106 249V250H105ZM257 249V248H256ZM57 250V251H56ZM141 250V249H140ZM144 250V249H143ZM177 250V249H176ZM183 250V249H182ZM261 249H259L258 248V251H260ZM103 251V252H104ZM146 251V250H145ZM148 251V250H147ZM142 252V251H141ZM25 253V254H24ZM125 253V254H126ZM144 253V252H143ZM148 253V252H147ZM146 253V254H147ZM150 253V252H149ZM148 253V254H149ZM174 253H175V251H174ZM177 253V252H176ZM256 253H258L259 254V252H256ZM34 254V253H33ZM51 254V253H50ZM54 254V253H53ZM103 254V253H102ZM105 254V253H104ZM104 254H103V256H104ZM146 254H144V256L146 257ZM147 254V257L149 256L150 257V255H148ZM171 254V253H170ZM189 254H191V253H189V252H187V253H185V256H187V255H189ZM24 255V256H23ZM27 255H26V258H27ZM35 255V254H34ZM37 255V254H36ZM93 255V254H92ZM100 255H101V253H100ZM140 256H142L141 255V253L139 254ZM139 255H138V257H139ZM152 255V254H151ZM253 255V254H252ZM256 255V254H255ZM261 255L263 256L264 255V249H263V252L261 253ZM53 256V255H52ZM99 256V255H98ZM97 256V257H98ZM102 257V256H101ZM112 257V258H111ZM125 257V256H124ZM124 257H123V259H124ZM138 257H137V259L136 260H138ZM143 257V256H142ZM140 258L141 260L143 259V258ZM144 257V258H145ZM147 257H146V259H147ZM152 257V256H151ZM21 258V259H20ZM35 258V257H34ZM47 257L45 256V258H44V260L46 259ZM50 258V257H49ZM75 258V259H74ZM80 258V259H79ZM104 258H106V257H104ZM114 258V259H113ZM126 258V257H125ZM185 258V257H184ZM254 258V257H253ZM260 258V257H259ZM263 258H264V256H263ZM262 258V259H263ZM25 259V258H24ZM36 259H38L37 257L35 258V260L34 261H36L37 262V260ZM39 259V260H40ZM251 259V258H250ZM39 260H38V262H39ZM41 260H40V262H41ZM44 260H42L43 262H41V263H43L44 264ZM47 260V259H46ZM52 260V259H51ZM64 260V261H63ZM105 260H107V259H105ZM140 260V261H141ZM30 261L31 260H29L28 261V264L30 263ZM56 261V262H55ZM114 261V262H113ZM139 261V260H138ZM262 261V260H261ZM32 262V261H31ZM39 262V263H40ZM82 262V261H81ZM106 262V261H105ZM107 262H106V264H107ZM143 262V264H145V259H144V261L142 260L141 261V263ZM157 262V261H156ZM209 262V261H208ZM27 263V262H26ZM38 263V264H39ZM47 263V262H46ZM138 264H140L139 262H137ZM149 263V262H148ZM218 263V262H217ZM33 264H35V263H33ZM48 264V263H47ZM51 264H52V261H51ZM76 264V263H75ZM102 264V263H101ZM155 264V263H154Z\"/></svg>","mask_w":264,"mask_h":264}]
</instances>
